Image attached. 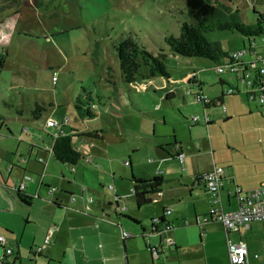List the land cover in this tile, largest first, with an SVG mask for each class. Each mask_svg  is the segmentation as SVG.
Wrapping results in <instances>:
<instances>
[{
    "label": "rangeland",
    "instance_id": "374dc122",
    "mask_svg": "<svg viewBox=\"0 0 264 264\" xmlns=\"http://www.w3.org/2000/svg\"><path fill=\"white\" fill-rule=\"evenodd\" d=\"M232 2L239 6L240 17L246 23L255 22L257 12H264V0L253 5L248 0ZM0 4L18 9L15 13L5 14L3 17H9L0 24V53L5 59L4 66L0 68V134H11L13 144L20 136L23 142L17 143L25 147L30 144V138L23 130L27 125L34 129V134H52L54 127L45 125L47 116L57 120L68 116V125L87 131L93 128L102 130L101 138L85 136L84 132L78 136L73 134L71 138L73 146L84 156L77 163L90 165L86 159L92 157L91 164L98 175L89 176L86 181L100 189V184L112 188L111 172L121 187L130 184V171L148 174L150 166L145 161L150 156L155 158V155L147 152L157 147L148 137L159 135L171 139L172 132L183 138L181 146L184 151L195 153L192 157H185L186 162L192 165L199 162L203 166L214 160L221 165L230 162L238 176H262L264 180V103L255 106L254 101L246 100L245 87L239 75L237 82L232 73L218 75L214 70L215 61L172 53L164 41L167 34H179L183 21H190L183 0H14L7 3L0 0ZM204 34L208 40L218 41L224 50L229 51L247 47L249 41H253L257 52L264 56L261 36L249 40L231 30H211ZM124 35L132 37L139 46L153 54L163 50L167 71L178 78L194 73L202 82L205 94L212 81L217 83L219 76L238 84L240 92L225 95L235 113L226 117H218L225 115L223 111L218 115L210 113L212 121L208 124L186 121L183 116L188 118L191 114H202L204 110L202 103L192 94H184L187 86L195 92V85L184 80L171 85L158 75L143 79L140 73L146 72L144 64L140 66L137 82L128 91L120 78L114 48ZM145 81L146 86L138 85ZM152 82L167 83L174 90V96L164 98L163 90H154ZM81 86L91 92L97 114L94 118H74L72 102ZM35 100L43 102L45 108L34 119L30 109ZM161 118L164 121H160ZM203 150L208 153L202 154ZM169 158L178 163L176 157ZM52 163L60 169L53 160ZM178 166L181 168L185 163ZM60 177L57 173L54 179L59 180ZM175 178L164 179L162 190L171 192L178 189L180 185L176 175ZM71 196L78 198V193L72 192ZM125 196L127 200L132 199L130 187L126 188ZM157 197L155 194L154 198ZM184 198L189 199L187 193ZM186 208L192 212V203H187ZM208 209L206 204L205 213ZM205 220L198 216L196 222L194 218L179 221L182 227H187L182 233L184 244L177 248L176 256L164 247L166 249L161 255H164L166 264H224L227 249L224 226L218 220ZM251 223L250 230L244 226L240 230H230L229 239L233 242L242 240L247 244L249 264H264L262 230L257 222ZM167 232H163V236L173 238ZM254 252L259 254V258L252 256ZM21 259L22 264H32V260L23 255ZM19 262L15 260V264Z\"/></svg>",
    "mask_w": 264,
    "mask_h": 264
},
{
    "label": "crops",
    "instance_id": "0c3cea01",
    "mask_svg": "<svg viewBox=\"0 0 264 264\" xmlns=\"http://www.w3.org/2000/svg\"><path fill=\"white\" fill-rule=\"evenodd\" d=\"M248 1L253 5L256 1L261 2L263 0ZM5 2V0H2V3ZM17 10V8L0 4V24L8 19L9 16L3 17L5 14H12ZM189 74H183L178 78L169 73L168 79L162 78L171 85L175 81L184 80L186 83L195 85V92L201 91L204 93L200 79L195 77L196 84L186 81ZM141 83L139 82L138 85ZM217 83L212 81L206 94L214 100V103L209 104L206 109L203 108L202 114H197L202 116L205 113L210 117V113L218 115L223 111L225 115L222 116L223 114H221L218 117H226L235 113V108L229 103L225 95L229 84L237 89L238 84H233L221 76L217 78ZM152 84L156 86L157 90H163L164 95L168 94L169 98L174 96V90L172 87H168L167 83L155 84L152 82ZM186 88H189L192 92L191 86ZM127 89L129 91L130 87ZM184 94L186 93L184 92ZM219 100H221V104ZM224 103H226V106ZM254 103L255 106L262 105L256 101ZM222 106H224V110ZM47 117L53 118L49 115ZM183 117L187 121L188 118ZM160 121H164V118H161ZM210 121H212L211 117ZM68 122L69 118L62 125L64 133L78 136L87 131V129H78L76 126L68 125ZM208 122H205V124H208ZM1 124L2 120L0 119ZM189 127L190 125L188 131ZM6 128L11 133L7 126ZM23 130L26 133L25 136L30 138V144L26 147L17 143L23 142L20 140L22 136L19 139L15 138L16 143L13 144L14 139L11 134H0V235L5 238L0 243V261L4 258L2 261H11L12 264H15L14 256H17L19 263L22 264V255L27 260H32V264H166L164 255L163 257L161 255L166 249L164 247L168 248L170 254L175 255L177 248L184 244L182 233L187 230V227H182L179 221L194 218L196 222V217H205L208 213H205V209L206 204L208 207L210 206L209 195L202 179L197 180L198 175L201 177L204 172L216 166L224 167L225 172L222 177L219 196L221 206L225 210L235 209L238 206L235 186L238 185L243 190H249L256 187L263 180L262 176L257 178H252L248 174L242 177L238 176L230 162H224L225 165H221L214 160L206 166L201 165L199 162H194L192 165L188 161L186 162L185 157H192L195 153L182 149V137H176L177 135L174 132L171 134V139L153 135V138L149 136L148 140L154 141L157 147L147 152L155 155V158L150 156L149 160L145 161L150 166L148 172H146L148 174L135 171V174H133L140 177H151L153 174L159 173L163 179L168 180H175L176 175L180 186L171 192L161 189L157 198H153L149 204L137 208L131 191V181L128 186L123 185L121 187V184L115 181L114 172L110 174L111 189L106 188L105 184H100L102 187L100 189L86 181L89 176L98 175L97 170L92 167V157L86 159L91 166L79 163L68 166L57 162L50 151L56 128H54L52 134H34V129L28 125ZM28 130H30V133ZM173 135L179 143L178 148L173 146ZM190 139L191 134L189 132ZM81 140L85 142V140ZM170 151L171 154H169ZM184 152H186L185 156ZM178 153L183 154L182 161L178 159ZM205 153H208V151L203 150L202 154ZM96 156L98 161H101L99 155L96 154ZM171 156L176 157L178 163L170 160L169 157ZM52 160L58 164L60 169L54 167ZM128 162L130 166V157H128ZM184 163L185 166L181 168L178 166V164ZM57 173L61 175L59 180L58 177L54 179ZM66 174L67 176H65ZM21 183L24 186L22 188L24 191L36 196L32 198L28 205L20 203L15 196ZM127 187H130L131 200H127L125 196ZM72 192L78 193V198L74 197L72 200ZM185 193L189 198L187 200L184 198ZM189 202L192 203V212L186 208V204ZM165 209H169L170 212L165 213ZM159 216H163L164 221L152 226L151 219ZM204 221L206 222V220ZM164 222L170 224L169 229L163 228ZM253 222L260 225L264 241L262 223L259 221ZM251 227L252 223H250L249 228H244L250 230ZM121 230L126 231L128 236L122 238ZM166 231H168V235H172L174 244L167 245L165 243L164 239L169 237L165 235ZM163 232L165 236H163ZM47 233L50 234V238L45 242L44 239ZM156 233L158 234L156 235ZM225 235L229 238V233L226 234L225 232ZM205 244L206 239L203 247H205ZM37 246H40V249L34 252L33 248ZM148 246L156 247L158 250L157 255L154 251H150ZM170 246L174 248L171 249ZM6 247L11 248L12 252L10 254L5 253ZM225 254L224 264H229L227 249Z\"/></svg>",
    "mask_w": 264,
    "mask_h": 264
},
{
    "label": "trees",
    "instance_id": "16d2710c",
    "mask_svg": "<svg viewBox=\"0 0 264 264\" xmlns=\"http://www.w3.org/2000/svg\"><path fill=\"white\" fill-rule=\"evenodd\" d=\"M5 1V3L8 2V0ZM12 1L14 0H9V2ZM183 1L190 21H183L180 24L179 34L177 36L173 34H167L164 36V41L167 44L169 51L172 53L186 57H203L215 62H221L228 58L229 50H224L218 41L208 40L204 34L205 32L211 30H231L238 32L248 39L264 35V12H257L253 8V11L257 12L255 22L246 23L241 19L240 9L237 5L233 4V0ZM114 48L118 59L120 78L126 88H133L137 82L136 77L139 74L141 64L146 66V72L140 73L143 79L155 75L167 79L169 78V72L164 63L165 52L163 50H160L157 54H153L143 46H139L136 41L128 35L120 37L114 45ZM4 63V56L0 53V68L4 66ZM187 82L194 84L197 83L193 76L188 77ZM142 83L146 84L147 81ZM230 85L231 84H229V86ZM152 86L154 90H157L154 84ZM236 92L240 91L236 89L235 92L227 94H234ZM164 98L168 99V94H165ZM219 102L221 104V100H219ZM201 103L203 108L206 109L209 104L214 103V100L210 99L208 103ZM93 106L91 92L81 86L80 92L73 98L72 102L74 118L76 120L94 118L97 114ZM44 108L43 102L35 100L30 109L31 117L34 119L38 118ZM83 134L93 138H101L102 130L101 128H93ZM71 136V134L64 133L63 131L58 132L54 135L50 148L53 158L60 164L68 166L75 165L78 160L83 158L80 150L71 143ZM173 146H175V148L179 147V143L174 139V135ZM127 163L129 164V162ZM129 179L131 181V191L133 193L134 203L137 208L149 204L153 200L155 194L161 192L162 182L164 180L159 173L153 174L151 177H140L130 173ZM200 179L201 177L198 175L197 180ZM15 196L17 200L24 205H28L32 198L36 197L34 194L19 188L16 190ZM52 203L55 205L57 204L55 202ZM157 219L160 222L164 221L163 216H159ZM151 224L152 226L154 225L152 219ZM225 232L228 234L229 230H225ZM154 248L155 247L148 246L150 251ZM254 253L252 254L253 257ZM249 257L250 253L248 249V264ZM254 258H258V256ZM16 259H18V257L14 256V260ZM0 264H2V262H0Z\"/></svg>",
    "mask_w": 264,
    "mask_h": 264
},
{
    "label": "built area",
    "instance_id": "2783aa9c",
    "mask_svg": "<svg viewBox=\"0 0 264 264\" xmlns=\"http://www.w3.org/2000/svg\"><path fill=\"white\" fill-rule=\"evenodd\" d=\"M264 42V35H261ZM251 39V38H250ZM249 39V40H250ZM256 45L253 41H249L248 46L244 48L232 49L228 53V58L221 62H216L214 65L215 72L219 75L221 73H232L235 75L236 82L238 80V75L244 85V93L249 101H257L259 104L264 103V56L257 52ZM195 77L194 73H190L188 77ZM187 77V79H188ZM186 79V81H187ZM55 77H52V82L54 83ZM140 86H146L145 83H141ZM236 87L232 84L226 88V93H231L236 91ZM186 94H192L197 101L208 103L210 98L202 93L201 91L191 92L189 88L184 90ZM224 110V106H222ZM68 118L65 117L62 120H57L54 118H48L45 122L46 127L51 126L56 128V135L58 132L63 131L62 125L67 122ZM191 123H196L199 121L208 122L210 117L207 114L202 116L199 114H191L188 117ZM182 154L178 153L177 157L182 161ZM41 160V158H39ZM225 169L223 166H216L201 175V179L204 182L205 189L209 195L210 206L208 213L205 215L204 220L210 218L212 220L220 221L225 230H240L241 226L250 227V223L253 221H259L263 225V235H264V180L260 181L259 184L249 190H243L240 186H235V195L238 200V206L235 209L225 210L220 203L219 192L222 185V177L224 175ZM24 186L21 183L19 189ZM73 200L74 197L71 196ZM165 213H169V209L164 210ZM153 226L159 224L157 218L152 219ZM165 229L170 228L168 222H164ZM162 230V229H160ZM128 233L121 230V237L125 238ZM50 238V234L47 233L44 241L47 242ZM5 240L3 235H0V243ZM167 245L174 244V240L170 237L164 239ZM40 246L34 247L33 251H39ZM155 255H157V248L155 247ZM12 252L10 247L5 248V253L10 254ZM227 256L229 264H248V247L247 244L239 240L237 242L231 241L227 236ZM257 253H254V257H257ZM2 264H11V261H0Z\"/></svg>",
    "mask_w": 264,
    "mask_h": 264
},
{
    "label": "water",
    "instance_id": "95a60500",
    "mask_svg": "<svg viewBox=\"0 0 264 264\" xmlns=\"http://www.w3.org/2000/svg\"><path fill=\"white\" fill-rule=\"evenodd\" d=\"M161 223V222H160Z\"/></svg>",
    "mask_w": 264,
    "mask_h": 264
}]
</instances>
